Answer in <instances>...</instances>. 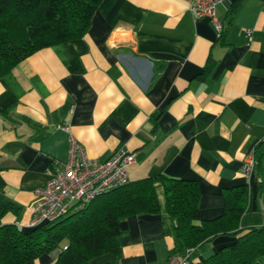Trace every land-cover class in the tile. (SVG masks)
<instances>
[{"label":"crops","instance_id":"crops-1","mask_svg":"<svg viewBox=\"0 0 264 264\" xmlns=\"http://www.w3.org/2000/svg\"><path fill=\"white\" fill-rule=\"evenodd\" d=\"M215 15L220 31L195 18L190 0H102L83 37L39 49L1 77L0 209H12L0 225L27 227L36 190L68 161L66 123L91 158L134 153L130 181L196 180L199 219L219 217L225 189L247 184L239 232L264 227V0H225ZM251 152L259 165L247 179ZM156 190L161 211L121 220L117 250L91 264H167L176 240L162 181ZM235 239L219 235L189 260ZM61 250L27 264H54Z\"/></svg>","mask_w":264,"mask_h":264},{"label":"trees","instance_id":"trees-1","mask_svg":"<svg viewBox=\"0 0 264 264\" xmlns=\"http://www.w3.org/2000/svg\"><path fill=\"white\" fill-rule=\"evenodd\" d=\"M101 1L0 0V78L39 49L83 37ZM158 181L163 183L167 217L173 222L170 232L176 244L171 256L185 255L219 235L231 234L236 236L233 244L204 261L189 260V264H261L264 227L239 232L247 184L225 189L224 210L219 217L199 219V183L164 174L130 181L57 221L25 229L14 224L0 225V264H27L57 248L62 250L54 264H91L94 257L116 251L122 234L121 220L161 211ZM8 209L12 206L0 209V218Z\"/></svg>","mask_w":264,"mask_h":264},{"label":"built area","instance_id":"built-area-1","mask_svg":"<svg viewBox=\"0 0 264 264\" xmlns=\"http://www.w3.org/2000/svg\"><path fill=\"white\" fill-rule=\"evenodd\" d=\"M224 1L190 0V10L196 19L211 17L220 31L222 23L215 14L217 6ZM247 34L251 37L252 31L248 30ZM58 127L69 132V158L57 168L51 180L36 190V198L28 208L27 227L57 221L71 212L85 209L101 195L130 182L128 166L135 162L134 153L121 148L106 160L91 158L68 124ZM256 165L253 152L248 153L242 166L247 179L255 174ZM190 250L185 255L171 256L167 264H189Z\"/></svg>","mask_w":264,"mask_h":264},{"label":"rangeland","instance_id":"rangeland-1","mask_svg":"<svg viewBox=\"0 0 264 264\" xmlns=\"http://www.w3.org/2000/svg\"><path fill=\"white\" fill-rule=\"evenodd\" d=\"M66 216H68V215H66Z\"/></svg>","mask_w":264,"mask_h":264}]
</instances>
